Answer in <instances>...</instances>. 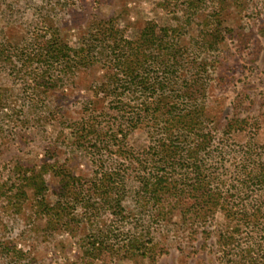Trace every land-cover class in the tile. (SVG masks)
Here are the masks:
<instances>
[{
  "label": "rangeland",
  "instance_id": "374dc122",
  "mask_svg": "<svg viewBox=\"0 0 264 264\" xmlns=\"http://www.w3.org/2000/svg\"><path fill=\"white\" fill-rule=\"evenodd\" d=\"M110 17L130 38L149 23L184 25L198 38L207 31L221 35L206 108L215 113L218 128L228 132L227 151L251 140L264 147V0H0V264H88L97 241L105 248L91 264L219 262L213 241L204 237L192 241L184 252L171 234L152 244L148 199L139 202L146 207L136 203L138 184L127 160L109 162L107 172L121 183L117 187L124 193L120 203H108L93 188V177L104 169L92 163L93 150L82 138L68 135L64 118L42 114L44 107L56 105L78 111L87 100L97 107L106 105L96 86L104 76L99 66L76 72L66 86H53L55 66L50 56L55 38L78 48L90 27H100ZM125 143L136 152L148 139L140 131L129 134ZM106 154L115 157L112 151ZM225 167L229 173L232 165L226 161ZM215 173L226 178L222 168ZM40 174L44 186L38 191L28 181ZM62 177L70 179L69 186L76 179L69 194L57 191ZM82 191L85 203L74 202ZM223 194L227 201L236 199L234 205L239 207L255 197ZM52 205L57 211L50 210ZM79 205L86 207L85 214ZM139 223L146 228L129 230ZM129 239L137 240L140 248L136 250L135 242L128 248Z\"/></svg>",
  "mask_w": 264,
  "mask_h": 264
},
{
  "label": "trees",
  "instance_id": "16d2710c",
  "mask_svg": "<svg viewBox=\"0 0 264 264\" xmlns=\"http://www.w3.org/2000/svg\"><path fill=\"white\" fill-rule=\"evenodd\" d=\"M187 32L184 25L158 27L149 23L130 38L110 17L101 21L100 27H90L77 42L78 48H69L55 38L50 56L55 74L50 84L66 86L76 72L99 66L104 76L96 86L107 101L97 107L87 100L78 111L67 106L44 107L42 114L64 118L68 135L82 138L93 150L92 163L104 168L93 177V188L108 203H120L124 193L117 187L121 183L107 172L109 162L127 160L125 165L133 168L138 184L136 203L148 199L152 244L171 234L184 252L192 241L204 237L213 241L218 264H264V147L251 140L236 151H227L228 132L218 128L215 113L206 108L209 88L215 81L210 69L216 63L214 55L221 50L223 37L213 31L202 38ZM140 131L148 143L135 152L125 140ZM107 151L114 152L115 157H107ZM226 161L232 165L229 173ZM218 168L225 171L226 178H219L215 173ZM68 180L62 177L57 191L69 194L76 179H71V186ZM28 182L40 191L43 175ZM222 190L230 197L238 193L255 197L246 198V204L239 207L234 205L236 199L223 198ZM21 195H26L25 191ZM80 196L74 202L85 203L84 191ZM55 205L49 206L51 211H57ZM78 208H84L85 214L86 207ZM174 216L177 221L172 220ZM134 225L129 230L141 232L146 228L143 223ZM127 242L128 248L134 242L136 250L140 248L137 240ZM96 243L88 264L105 248ZM110 250L113 252L114 246Z\"/></svg>",
  "mask_w": 264,
  "mask_h": 264
}]
</instances>
